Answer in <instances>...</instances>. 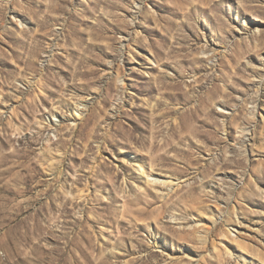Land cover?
<instances>
[{"label":"rangeland","instance_id":"374dc122","mask_svg":"<svg viewBox=\"0 0 264 264\" xmlns=\"http://www.w3.org/2000/svg\"><path fill=\"white\" fill-rule=\"evenodd\" d=\"M0 264H264V0H0Z\"/></svg>","mask_w":264,"mask_h":264},{"label":"bare ground","instance_id":"6f19581e","mask_svg":"<svg viewBox=\"0 0 264 264\" xmlns=\"http://www.w3.org/2000/svg\"><path fill=\"white\" fill-rule=\"evenodd\" d=\"M124 86H125V84H124ZM142 164H138V166H137V169L138 170H140V172L143 174V175H145L146 177H150L151 175H152V173H151V168H150V170H147V171H144L143 169H142ZM147 183H149V182H151V181H149V180H145Z\"/></svg>","mask_w":264,"mask_h":264}]
</instances>
